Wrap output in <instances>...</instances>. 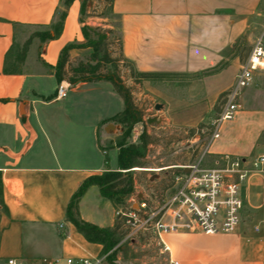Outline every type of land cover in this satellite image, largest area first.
Masks as SVG:
<instances>
[{
	"label": "crops",
	"instance_id": "crops-1",
	"mask_svg": "<svg viewBox=\"0 0 264 264\" xmlns=\"http://www.w3.org/2000/svg\"><path fill=\"white\" fill-rule=\"evenodd\" d=\"M65 1L0 0V260L61 259L98 255L103 249L68 221L67 207L86 179L108 168L118 170L120 148L114 140L122 130L113 118L125 103L108 81L69 83L67 97L56 98L61 82L53 68L61 51L84 42L83 24H92L81 14L84 0L70 6ZM63 13L60 36L34 38L19 71L6 73L9 52L34 33L51 30ZM113 16L129 65L127 83L137 88L139 98L163 106L156 117L191 144L199 136L190 130L209 125L255 42L264 40V0H113ZM78 53L70 51L71 63ZM132 72L168 77L137 82ZM241 105L235 119L222 124L220 139L208 154L264 155V69L254 74ZM120 210L98 186H91L79 202L80 217L101 228H113ZM263 222L243 221L234 234L180 232L161 240L154 235L155 260L264 264V228L254 229Z\"/></svg>",
	"mask_w": 264,
	"mask_h": 264
},
{
	"label": "built area",
	"instance_id": "built-area-1",
	"mask_svg": "<svg viewBox=\"0 0 264 264\" xmlns=\"http://www.w3.org/2000/svg\"><path fill=\"white\" fill-rule=\"evenodd\" d=\"M262 69L264 40L261 37L255 42L236 75L234 85L225 96L219 117L211 124L212 132L200 159L185 166L163 168L161 172L171 173L168 184L158 187L157 190H145L142 193L143 198L137 203L132 202L126 212L117 211V218H126V223L133 228L150 231L160 240L162 235L180 232L234 234L243 222L246 208V202L241 197V186L252 176L261 178L264 207V155L248 159L226 154L220 156L221 167H202L205 155L213 143L220 139L222 124L234 120L238 115L244 91L254 84V74ZM68 91L69 83L62 81L58 85L56 98H66ZM261 227L264 228V222L262 226L254 229L260 232ZM163 247L169 252L168 247L164 244ZM112 252L34 261L7 258L0 260V264H109L108 257ZM169 264L179 262L170 259Z\"/></svg>",
	"mask_w": 264,
	"mask_h": 264
},
{
	"label": "rangeland",
	"instance_id": "rangeland-1",
	"mask_svg": "<svg viewBox=\"0 0 264 264\" xmlns=\"http://www.w3.org/2000/svg\"><path fill=\"white\" fill-rule=\"evenodd\" d=\"M104 6L105 0H87L83 19L91 18L92 24L89 26L93 28L98 27L102 29L105 34L109 30L113 31L110 34H106L107 41L105 44L107 46L103 47V49L109 53L111 58H119L121 56V43L119 34L116 30L118 21L113 15L104 19L99 17V14L104 10ZM82 43H85V39ZM76 49L79 50V53L72 60V65L76 67H93L96 65L97 59H99L102 54L94 51L92 48ZM128 67L129 65L127 62H119L117 73L121 77L125 86L133 91V101L141 112L143 121L134 126L132 133L128 137H126L127 131L121 124L122 131L114 142L115 145H119L121 142H125L126 144H139L141 135L146 132L149 136V145L147 146V152L142 159L144 167L140 168V170H131V177L134 179V186H136V188L134 187L133 194L120 196L115 199L117 208H120L124 212L129 209L132 202H138V195L142 194V190L155 189L156 187L168 184L171 174L170 171L168 173H166L167 171L157 172L158 169L177 163H194L200 159L204 153L209 135L212 132L209 128L212 122L219 117L221 112L220 110L219 113L215 112L213 114V120L209 125L197 127L195 135H198L199 138L195 143H187L184 140L185 138L183 139L181 137L182 134L176 133L174 128L170 125L164 126L162 123H148V119L156 117L159 110L155 109L156 106L153 101H144L142 97L139 98L137 88L134 85L127 83L124 70ZM108 68H110V66H108ZM222 107L223 105H221V108L219 107V109H222ZM118 127L120 128V124ZM115 133L116 131L113 130L111 135H114ZM186 136H191L189 131ZM256 156V153H252L249 156V159L255 158ZM221 166L222 163L219 156L208 153L205 155L202 162L203 168H218ZM137 191L139 192L137 193ZM261 194V180L253 182L251 181V178H249L242 183L241 197L246 202L243 217L244 222H250L254 218H256V221L264 220V207L262 206ZM125 225L131 229V232L112 249V256L115 259V263L140 264L142 262L144 264H161V258H158V262L155 260V236L150 231L133 228L126 222Z\"/></svg>",
	"mask_w": 264,
	"mask_h": 264
},
{
	"label": "trees",
	"instance_id": "trees-1",
	"mask_svg": "<svg viewBox=\"0 0 264 264\" xmlns=\"http://www.w3.org/2000/svg\"><path fill=\"white\" fill-rule=\"evenodd\" d=\"M75 0H66L65 5L70 6ZM87 0L83 1L81 14L82 16L86 11ZM113 15V0H105V6L103 12L99 14L100 18H107ZM66 17V13L61 15L60 22L52 26L53 35L51 30H45L34 33L22 46H15L9 56V67H5L6 73H17L19 67L25 61L29 47L34 38H39L41 41L53 40L60 36L63 30V22ZM84 22V21H83ZM112 30L106 32V34L112 33ZM82 34L85 39V43L78 44L72 43L63 48L60 54L57 65L53 68L55 77L60 83L63 80L70 84H77L80 82H92V81H108L115 90L120 94L125 103V110L113 118L123 125L127 131L126 137H128L134 128V126L143 121L142 114L138 110L133 101V91L125 86L121 77L118 75L119 62L126 60L122 54L119 58H111L108 52L103 47L107 46L106 34L102 29L96 27L93 28L87 24H83ZM121 47V46H120ZM76 48H92L96 52L102 53L100 58L97 59V63L93 67L84 68L73 66L70 62V51ZM11 61V62H10ZM8 62V61H7ZM8 65V63H7ZM110 66V68H108ZM132 71V70H131ZM133 77L139 82L142 79H158L168 77L167 74H155V73H134ZM224 93L219 102L215 106V112L219 113L221 105L224 104ZM200 127H203L200 126ZM212 130V127L210 128ZM191 134L195 133V129L190 130ZM149 145V136L144 132L140 137L139 144H126L121 142L117 145L120 148L118 157V170H111L108 168L105 172L99 175H93L86 179L79 189L75 192L71 201L67 207V219L75 226L77 231L92 244L102 245V253H108L130 232L131 229L125 225L126 218H118L113 228H101L94 224L84 221L79 214V202L85 195L87 190L91 186H98L103 197L110 199L115 204V199L120 196L131 195L134 192V179L131 177V170L139 167H144V158L147 152V146ZM107 166L108 161H107ZM2 191V180L0 176V193ZM113 252L108 257L109 264H116L115 259L112 256Z\"/></svg>",
	"mask_w": 264,
	"mask_h": 264
},
{
	"label": "water",
	"instance_id": "water-1",
	"mask_svg": "<svg viewBox=\"0 0 264 264\" xmlns=\"http://www.w3.org/2000/svg\"><path fill=\"white\" fill-rule=\"evenodd\" d=\"M162 107H163V106H161V105H157V106L155 107V109H156V110H161ZM161 122H162V120L159 119V118H157V117H153V118L148 119V123H149V124H160ZM110 127H112L113 129L115 128L113 125H110ZM107 131H108V130H107ZM108 132H109V131H108ZM109 133H110V132H109ZM186 171H188V170H186ZM138 198H139V199H142V198H143L142 194H140V195L138 196Z\"/></svg>",
	"mask_w": 264,
	"mask_h": 264
}]
</instances>
